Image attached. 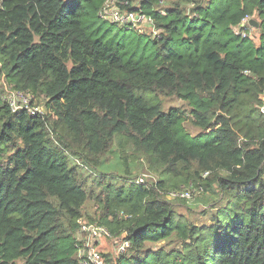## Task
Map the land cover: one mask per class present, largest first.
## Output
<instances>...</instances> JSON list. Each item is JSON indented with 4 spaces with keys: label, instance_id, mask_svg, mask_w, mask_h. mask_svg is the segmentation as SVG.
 <instances>
[{
    "label": "trees",
    "instance_id": "1",
    "mask_svg": "<svg viewBox=\"0 0 264 264\" xmlns=\"http://www.w3.org/2000/svg\"><path fill=\"white\" fill-rule=\"evenodd\" d=\"M103 1L0 0V77L44 103L0 98V264H78L79 219L129 242L105 264H264V0H128L159 31L140 52L98 38ZM189 185L225 199L208 225L172 210Z\"/></svg>",
    "mask_w": 264,
    "mask_h": 264
},
{
    "label": "rangeland",
    "instance_id": "2",
    "mask_svg": "<svg viewBox=\"0 0 264 264\" xmlns=\"http://www.w3.org/2000/svg\"><path fill=\"white\" fill-rule=\"evenodd\" d=\"M135 3L137 4V2ZM160 3L161 4L158 7V11H159L158 13H162L164 11L163 9H165L168 5V3H162V1H160ZM191 6H192L191 3L186 4V7L188 9L191 8ZM95 27L98 29V36H99L98 38H101L104 40L112 38L113 40L110 41L112 45H115V43H118V42L119 43L124 42V45L126 47H131V49H135L136 44H139L138 52H140L141 47H143L145 44H148V42H150L148 41L149 39L148 35H144V34H151L150 28L143 30V32L145 33L139 34L137 31L133 29H128V30L123 29L116 24L113 25L111 22L102 21L99 18L96 19ZM231 30L233 33L236 34L235 27H233ZM243 31L247 35L248 38H250L251 36H255L254 41L257 40L256 39L257 33L255 32V30L246 28V30H243ZM11 95H14L15 97H12ZM9 97L10 99L15 100V106H17V105H21V103L23 104L26 101L27 97H34V96L28 92L23 93V92H18V91H14L10 89L9 86L6 84V82H4L3 79L0 77V98L2 101L5 102L9 100ZM259 98H260V95L258 99ZM160 100L162 102V107L164 108V110H168L169 108H172V107H177L180 110H183L185 112L187 111L185 104L176 97H161L160 96ZM34 103H37V101L35 100L33 104ZM38 103L40 104V106L41 105L44 106V103L42 100H39ZM12 110L20 111L22 109L18 108V110H15V109H12ZM186 117L188 118H186V121H184L183 123L185 130L192 135H197L199 133V129L195 128L191 124V119L189 116L186 115ZM108 161L110 163V166H114L115 158L113 156H109ZM117 172L121 173V171H117ZM141 174L152 176L153 181L156 182L157 176L151 174L145 169L144 170L142 169L141 171L134 173L132 176L133 177L132 180L134 181V177H136L135 179L136 181L139 175ZM191 189L194 191L192 194L193 195L192 198L190 200H185L184 202L175 201L173 203L172 210L175 212L176 215H178L179 219L184 224L191 223L195 226H201L203 224L208 225L210 215L214 213L215 211V210L213 211L214 207H218L222 205L225 202V199L222 197L220 198L218 197V200H217V197L214 196L215 194H212V193L203 194V197H202L199 195L200 194L199 188L197 189L195 185H191ZM213 199L216 200V203L213 201ZM82 212L83 214L87 213L88 215L91 216V218H95L97 220V215L95 214V213L98 214L97 202L93 198H90L89 200H87V202H85ZM121 238L122 237L120 236L117 237V236L111 235L109 240L101 239L98 242V250L100 254L102 255V257L104 258V260L109 257H115L114 256L115 240L121 239ZM166 244H168V242H160L154 245L152 244L151 249L156 251L160 249L162 245H166Z\"/></svg>",
    "mask_w": 264,
    "mask_h": 264
},
{
    "label": "built area",
    "instance_id": "3",
    "mask_svg": "<svg viewBox=\"0 0 264 264\" xmlns=\"http://www.w3.org/2000/svg\"><path fill=\"white\" fill-rule=\"evenodd\" d=\"M130 4L128 0H104L97 12V16L103 21L111 22L127 30H137L139 33H145L143 30L150 28L151 34L156 36L159 31L156 29L153 19L139 11L129 10ZM248 23L249 17H245L240 25L235 27L236 34L240 33L241 36H245L244 31L240 28L246 26ZM11 96L15 97L14 95ZM259 99L262 103L260 112L264 114V88ZM34 101V97H27L23 104L15 106V100L9 97V100L5 102L11 109L18 110L20 108L35 115L42 111L43 106H40L39 103H34L33 105ZM143 182L144 178L138 177L136 183L141 184ZM192 191L191 185H189L188 187H181L178 190L168 191L166 196L169 200L176 198L190 200ZM77 225L74 249L76 252L75 259L78 264H105V260L98 250V242L101 239H110L111 234L108 229L96 223H86L81 219L77 221ZM128 248V241L123 240V238L115 240L114 256L123 253Z\"/></svg>",
    "mask_w": 264,
    "mask_h": 264
},
{
    "label": "water",
    "instance_id": "4",
    "mask_svg": "<svg viewBox=\"0 0 264 264\" xmlns=\"http://www.w3.org/2000/svg\"><path fill=\"white\" fill-rule=\"evenodd\" d=\"M249 24L252 25V26L255 27V28H256L257 25H258L253 19L249 20Z\"/></svg>",
    "mask_w": 264,
    "mask_h": 264
},
{
    "label": "clouds",
    "instance_id": "5",
    "mask_svg": "<svg viewBox=\"0 0 264 264\" xmlns=\"http://www.w3.org/2000/svg\"><path fill=\"white\" fill-rule=\"evenodd\" d=\"M249 20H251L250 18H249ZM80 220V219H79ZM82 220V219H81Z\"/></svg>",
    "mask_w": 264,
    "mask_h": 264
}]
</instances>
